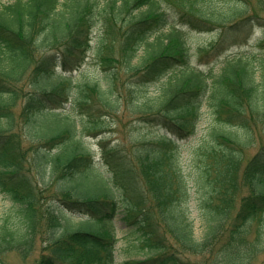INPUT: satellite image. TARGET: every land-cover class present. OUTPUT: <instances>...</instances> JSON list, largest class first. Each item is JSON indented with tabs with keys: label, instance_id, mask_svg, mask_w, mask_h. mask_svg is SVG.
<instances>
[{
	"label": "trees",
	"instance_id": "1",
	"mask_svg": "<svg viewBox=\"0 0 264 264\" xmlns=\"http://www.w3.org/2000/svg\"><path fill=\"white\" fill-rule=\"evenodd\" d=\"M249 1L219 6L211 0H0V191L19 204L22 218L18 225L6 218L0 222V264H116L118 238L107 223L119 203L107 193L78 198L66 187L93 168V154L78 132L99 129L100 122L77 129L67 116L52 135L37 138L31 130L40 112L53 111L68 97L84 116L94 100L113 107L123 96L116 92L121 67L128 73L125 91L135 99H142L150 83L166 78L158 103L139 110L141 119L164 132L158 139L136 141L132 156L157 217L137 203L124 206L122 219L135 237L134 247L146 256L120 264H250L264 252V50L234 54L218 71L205 70L191 63L177 24L218 29V37L200 48L216 53L248 33L254 21H264L259 14L264 0L253 1L255 6ZM94 29L95 66L105 73V83L79 68ZM140 48L144 54L134 63ZM72 70L80 74L74 84ZM16 101H22L17 112ZM203 102L216 125L192 148L184 172L177 139L195 129ZM14 119L22 127L12 128ZM26 134L37 143L27 170L21 146ZM257 143L248 155L247 148ZM54 147L59 150L52 152ZM101 156L114 173L126 158L105 141ZM46 174L57 175L56 189H46L52 179L45 188L35 186L34 176ZM191 200L205 225L200 240L189 217ZM67 211L104 226L97 232L83 229L80 219L76 227L64 228ZM38 235L45 242L39 251ZM9 253L19 261L7 260Z\"/></svg>",
	"mask_w": 264,
	"mask_h": 264
},
{
	"label": "rangeland",
	"instance_id": "2",
	"mask_svg": "<svg viewBox=\"0 0 264 264\" xmlns=\"http://www.w3.org/2000/svg\"><path fill=\"white\" fill-rule=\"evenodd\" d=\"M12 1L14 0H2L4 3ZM211 1L219 6H227L230 2V0ZM253 1L255 0L249 1L250 3L248 4L255 6ZM259 14H261L260 16H264V12L262 11H260ZM177 24L184 32V38L189 45L191 63L205 70L212 68L218 71L226 58L232 57L234 54H242L245 52L259 54L264 50V45L261 43V39L264 37V21H254V25L247 31L248 33L245 35L242 33L238 34L233 40H229V44L223 47L221 51L210 54H204V52L200 51V48L205 46L208 47V45L218 37V29L212 28L209 30H199L190 28L185 24ZM164 31H166V28ZM95 34H97L96 29L93 31L94 40L90 44V50L86 54L85 61L79 68L90 71L89 76H92L94 80H99L101 83H105V73L100 67L95 66L96 56L93 53ZM143 54L144 49L141 48L138 51L137 56L133 59V62L139 63ZM78 70L71 71L73 76V79L70 82L71 84H74L79 78L80 74ZM58 71H60L59 68L56 69L55 73H58ZM127 76L128 73H126L125 70H123V67H121L119 70V79L117 80L118 89L116 92L120 90L123 96L118 103L116 102L113 105V107H108L103 101L94 100L90 103V113L84 116L79 113V109L70 106V98L68 97L67 102L60 107L53 108V111L40 112L39 115H37L36 124L31 130L33 134H38L35 135L37 138H44L48 135H52L60 130L61 125L63 124V118L67 116L71 118L70 120L74 122L75 128L77 129L84 128L83 126L89 127L96 121L100 122L101 127L99 129L91 131L84 130L83 132L79 130L78 132L83 134L84 148H87L93 154L95 160L93 168L87 171L84 175L78 176L76 179L67 182L66 187L73 188L74 196L78 198L94 196L101 197L107 193L113 196L119 203V210L113 217L111 225H108V227L110 226L113 228L114 233L118 238L115 250L116 264H120L125 258L141 259L146 256V253L138 252V249L134 247L135 242L133 241L135 237L131 233L132 231L130 227L125 225L122 219L124 214L123 209L124 206L137 203L139 208H144L151 213L153 217H157L154 201L147 190L141 171L132 156L136 141L140 139H158L161 134H163L162 132H164L163 129L141 119L139 110L141 107H147V104L149 103H158L160 88L165 77L150 83L146 87L142 99H135L136 97L131 96L132 93H129V91H125L123 86V79L125 80ZM20 106V102L16 103L14 107L15 112L19 110ZM12 123V128L16 129L22 127V124H20L17 119H14ZM215 125L216 122L211 110L207 106V102H203L199 109L195 129L186 137L177 140L180 153V163L184 172H187L190 169L192 148L199 141L201 136ZM260 126L264 129V125L260 124ZM261 140H264V132H262ZM103 141L108 145L117 146L127 158L124 159L123 165L119 167V173L112 172L108 166L104 164L101 156ZM35 145H37L36 141L31 140L30 136L26 134V137L21 143L23 155L25 157L24 169L26 170L29 169L30 162L34 161ZM258 147L257 143V145L247 148L248 155L253 154ZM58 150V147H54L52 152ZM128 169L130 171H127ZM30 173L34 172L31 171ZM43 178L44 179H41L39 175L34 176L33 180L35 181L36 187L40 186L41 188H45L47 187L46 184L48 180L52 179L49 184L50 186L48 185L49 187L46 189L52 191L57 188L56 186L59 180L57 179L56 174H46ZM193 191L191 194H193ZM19 208V204L14 202L8 192H0V222L6 218L11 223L18 225L22 220L18 212ZM189 217L192 221L194 237L198 240L202 239L205 233V225L195 207L194 200L190 201ZM79 220L83 223V229L89 228L95 232L99 231L101 227L104 226V223L100 224L99 222L90 224L91 221H89L88 218H79L77 214L68 211L63 215V227L74 228L77 226ZM40 236L41 235H38L36 242L38 251L45 243L43 239L41 240L39 238ZM250 236L252 237V234ZM16 256L17 255L14 253H9L6 258L11 262L17 263L19 258ZM263 263L264 252L257 254L250 262V264Z\"/></svg>",
	"mask_w": 264,
	"mask_h": 264
}]
</instances>
